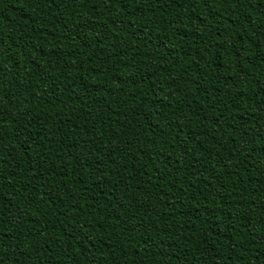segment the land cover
<instances>
[{
  "label": "trees",
  "instance_id": "1",
  "mask_svg": "<svg viewBox=\"0 0 264 264\" xmlns=\"http://www.w3.org/2000/svg\"><path fill=\"white\" fill-rule=\"evenodd\" d=\"M0 264H264V0H0Z\"/></svg>",
  "mask_w": 264,
  "mask_h": 264
}]
</instances>
